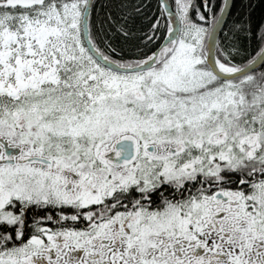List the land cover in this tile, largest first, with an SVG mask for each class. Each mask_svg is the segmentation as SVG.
<instances>
[{
  "label": "snow or ice",
  "instance_id": "obj_1",
  "mask_svg": "<svg viewBox=\"0 0 264 264\" xmlns=\"http://www.w3.org/2000/svg\"><path fill=\"white\" fill-rule=\"evenodd\" d=\"M264 0H0V264H264Z\"/></svg>",
  "mask_w": 264,
  "mask_h": 264
},
{
  "label": "trees",
  "instance_id": "obj_2",
  "mask_svg": "<svg viewBox=\"0 0 264 264\" xmlns=\"http://www.w3.org/2000/svg\"><path fill=\"white\" fill-rule=\"evenodd\" d=\"M254 2H257V0H254ZM264 9V5H260L259 7H257L254 15L259 18V16L261 15V10Z\"/></svg>",
  "mask_w": 264,
  "mask_h": 264
}]
</instances>
